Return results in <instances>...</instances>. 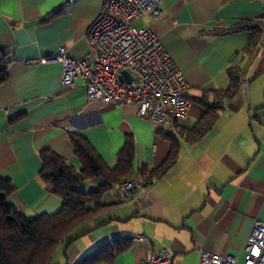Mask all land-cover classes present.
Segmentation results:
<instances>
[{"label":"crops","instance_id":"1","mask_svg":"<svg viewBox=\"0 0 264 264\" xmlns=\"http://www.w3.org/2000/svg\"><path fill=\"white\" fill-rule=\"evenodd\" d=\"M104 1L0 0V51L9 58L0 83V177L13 185L5 202L27 216L60 207L62 198L38 176L40 151L80 169L70 132L83 135L109 166L128 139L127 177L146 182L139 168L157 167L170 153L175 159L158 177L149 175L143 192L117 200L116 185L105 190L102 207L57 245L51 264H75L98 245L135 233L144 238L92 264H139L147 248L162 247L172 253L170 264H198L201 249L241 260L253 221L264 222V51L260 32L253 38L251 28H232L256 25L260 0H161L157 19L135 21L153 27L187 83L185 115L162 125L137 115L133 104L88 101L81 78L61 85V63L38 61L61 47L83 56L87 26ZM230 67L239 68L240 83L223 96ZM204 101L218 104L215 118L192 134ZM95 185L88 179L80 186Z\"/></svg>","mask_w":264,"mask_h":264},{"label":"built area","instance_id":"2","mask_svg":"<svg viewBox=\"0 0 264 264\" xmlns=\"http://www.w3.org/2000/svg\"><path fill=\"white\" fill-rule=\"evenodd\" d=\"M257 26L259 44L264 51V0ZM161 0H105L86 29V50L73 57L59 48L40 62L61 63L60 84L73 86L82 79L88 101L116 106L133 104L137 115L155 125L174 121L185 115L189 99L182 71L174 64L151 25H136L141 17L157 19ZM126 71L129 79L119 78ZM117 200L140 193L144 185L136 177H124L117 183ZM142 240V234H132ZM172 253L166 247L158 251L147 248L139 264H170ZM198 264H264V222L255 219L242 244V258L200 250Z\"/></svg>","mask_w":264,"mask_h":264},{"label":"trees","instance_id":"3","mask_svg":"<svg viewBox=\"0 0 264 264\" xmlns=\"http://www.w3.org/2000/svg\"><path fill=\"white\" fill-rule=\"evenodd\" d=\"M259 21V20H258ZM258 23V22H257ZM251 23H240L232 28L252 29V37H257L259 28ZM6 52L0 51V83L7 78ZM229 86L221 93L234 90L240 83V70L236 67L228 69ZM220 94V93H219ZM204 99L202 98V101ZM218 101L215 100V103ZM206 105V111L189 129L192 134H200L215 118L213 108L218 104ZM74 153L80 161V169H76L61 155L43 148L40 151L41 167L39 178L50 191L62 198L60 207L49 213H38L32 216L5 202V196L13 189L9 178L0 177V264H51L52 254L62 241H69L71 231L82 222L92 217L102 207L100 195L116 185L120 179L131 174L133 167V144L127 139L117 152L116 163L107 165L95 152L89 142L78 132H70ZM175 153H170L164 162L154 168H139L141 174L158 177L174 161ZM96 181L95 187L81 188L86 180ZM131 236H119L104 242L83 256L75 264H92L98 260H110L115 253L129 246Z\"/></svg>","mask_w":264,"mask_h":264},{"label":"water","instance_id":"4","mask_svg":"<svg viewBox=\"0 0 264 264\" xmlns=\"http://www.w3.org/2000/svg\"><path fill=\"white\" fill-rule=\"evenodd\" d=\"M123 77H126L127 79H129V75H128V73H127L126 71H122V72L120 73L119 78L122 79Z\"/></svg>","mask_w":264,"mask_h":264},{"label":"rangeland","instance_id":"5","mask_svg":"<svg viewBox=\"0 0 264 264\" xmlns=\"http://www.w3.org/2000/svg\"><path fill=\"white\" fill-rule=\"evenodd\" d=\"M105 104H110V103H105ZM81 228V227H80ZM77 230H79V227H77Z\"/></svg>","mask_w":264,"mask_h":264}]
</instances>
